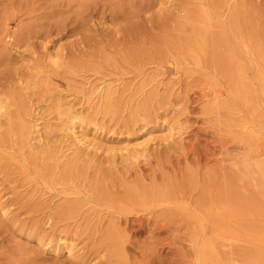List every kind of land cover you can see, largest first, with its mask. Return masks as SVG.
Instances as JSON below:
<instances>
[{"label": "rangeland", "instance_id": "1", "mask_svg": "<svg viewBox=\"0 0 264 264\" xmlns=\"http://www.w3.org/2000/svg\"><path fill=\"white\" fill-rule=\"evenodd\" d=\"M0 100V264H264V0H0Z\"/></svg>", "mask_w": 264, "mask_h": 264}, {"label": "bare ground", "instance_id": "2", "mask_svg": "<svg viewBox=\"0 0 264 264\" xmlns=\"http://www.w3.org/2000/svg\"><path fill=\"white\" fill-rule=\"evenodd\" d=\"M51 62L53 65H57V63L59 62L58 54L51 56ZM90 86H88L90 96L88 94H87L88 97H87V95H85V97L87 99V101H86L87 103L93 100V103L100 104L101 102L106 101L112 94H114L113 88L108 83L104 82V83H100L98 85L95 84L94 86L93 85H90ZM93 103H92V105H93ZM65 105H66V102H65ZM63 106H64V104L62 102H58V107H61V109H62L61 113L66 114V121H68V123L70 124L67 127V130L70 132L69 134L74 139L73 145L75 146L76 149H79V148L83 149V147H85L86 150L87 149H90V150L94 149L95 152L111 151V152H113V156H115L116 153H118L119 155H121L127 159L137 160L139 157H142L145 154L147 149L150 147V144L156 141V137H154L156 134L153 133L154 135L152 134V136H147V137L145 136L144 137L145 139L136 142L133 146H130V144H127V145L125 144L121 147L105 149L102 147V145L100 143H97L95 140H94L95 141L94 142L92 140L93 138H87V136H85L83 133H80V129L78 128V126L82 124V119H81V112L82 111L77 112V111L72 110L73 107H71V106H64V107ZM91 108H92V106H91ZM59 112H60V110H59ZM4 117L6 118V105L0 100V121H1V118H4ZM32 125H33V131H31V133L35 132V135H33L34 137H31L30 140H33L36 144L37 143L41 144L43 142V140L45 139L43 131H41V127L39 126V123H35ZM20 126H21V129H25V127H27L25 125H20ZM19 131H21V130H19ZM148 133H147V135H148ZM151 133H150V135H151ZM163 134H164V132H163ZM180 136H181V132H180L179 128L173 126L172 124H169V125H167L166 134L162 137V141H164V142L173 141L175 139V137L180 138ZM159 141H160V139H159ZM71 148H72V146H71ZM62 241H64V240H59V243H61ZM67 251H68L67 253L69 255L71 252V249L69 248ZM54 253H57V251L56 252L54 251Z\"/></svg>", "mask_w": 264, "mask_h": 264}]
</instances>
